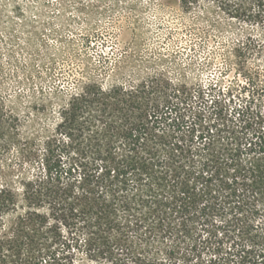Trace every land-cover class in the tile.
Wrapping results in <instances>:
<instances>
[{
	"label": "trees",
	"instance_id": "trees-1",
	"mask_svg": "<svg viewBox=\"0 0 264 264\" xmlns=\"http://www.w3.org/2000/svg\"><path fill=\"white\" fill-rule=\"evenodd\" d=\"M172 1L264 27V0ZM93 19L76 31L96 30ZM262 49L251 37L237 45L240 69ZM242 91L158 76L83 83L59 106L45 174L22 198L0 188V213L16 215L0 262L203 264L207 254L208 264H264V89Z\"/></svg>",
	"mask_w": 264,
	"mask_h": 264
},
{
	"label": "rangeland",
	"instance_id": "rangeland-1",
	"mask_svg": "<svg viewBox=\"0 0 264 264\" xmlns=\"http://www.w3.org/2000/svg\"><path fill=\"white\" fill-rule=\"evenodd\" d=\"M108 8L114 17L92 16ZM122 16L123 24L113 26ZM92 19L96 30L76 31ZM105 25L109 30L99 31ZM248 37L264 45V27L228 19L214 7L185 13L172 0H0V188L22 198L45 174L42 159L59 106L90 80L128 85L158 76L192 90L222 85L243 98L244 87L263 90L264 49L244 69L235 57ZM257 97L264 109V94ZM15 217L0 213V239ZM210 258L204 255L203 264Z\"/></svg>",
	"mask_w": 264,
	"mask_h": 264
}]
</instances>
